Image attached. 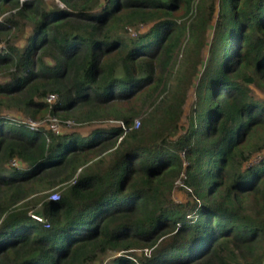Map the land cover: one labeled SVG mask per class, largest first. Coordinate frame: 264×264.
<instances>
[{
	"label": "trees",
	"instance_id": "obj_1",
	"mask_svg": "<svg viewBox=\"0 0 264 264\" xmlns=\"http://www.w3.org/2000/svg\"><path fill=\"white\" fill-rule=\"evenodd\" d=\"M44 1L0 0V264H264V0Z\"/></svg>",
	"mask_w": 264,
	"mask_h": 264
},
{
	"label": "rangeland",
	"instance_id": "obj_2",
	"mask_svg": "<svg viewBox=\"0 0 264 264\" xmlns=\"http://www.w3.org/2000/svg\"><path fill=\"white\" fill-rule=\"evenodd\" d=\"M44 5L45 6H63V4L59 1V0H45L44 1ZM30 28H31V26H30V24H28V23H26L25 25H24V27H23V29H21L19 32H18V35L16 36V38L14 39V42L16 43V44H18V46L19 47H21V46H23V44L25 43V40H26V35H27V33L30 31ZM148 28V25H140V26H138V27H135L134 29L137 31V30H142V31H144V30H146ZM2 45H4V42L3 41H1V43H0V46H2ZM203 51V53H205V50H202ZM194 99V89H191L190 90V94H189V98H188V103H187V105H186V111H188V109H189V105H190V103L192 102V100ZM9 114H11V115H13V116H15V117H17V118H21V119H23L24 121H28L29 119L26 117V116H24V115H22L21 113H19V112H16V111H13V110H10L9 112H8ZM29 122H31V121H29ZM51 122H54L53 120H50V117H46L44 120H42V121H40V122H38V121H33V123L32 124H37V125H41V124H43V125H45V126H47V127H50V124H51ZM116 123V121H110L109 123ZM55 123V122H54ZM56 124H57V128H59V130H64L65 128H69L70 130L71 129H80L81 128V130L82 129H84L87 125H84V126H78V127H74V126H76V125H73V123H64V124H62L59 120H57L56 121ZM21 163V162H20ZM19 163V164H20ZM10 165H12L11 163H10ZM186 192H185V190H183V188L181 187V186H178L175 190H174V196L176 197V198H179V196H182V195H184ZM118 253V252H117ZM137 253L138 254H140L141 252L140 251H137ZM113 255V253L112 254H108L107 256H106V258H104V260L105 259H108V258H110L111 256Z\"/></svg>",
	"mask_w": 264,
	"mask_h": 264
},
{
	"label": "built area",
	"instance_id": "obj_3",
	"mask_svg": "<svg viewBox=\"0 0 264 264\" xmlns=\"http://www.w3.org/2000/svg\"><path fill=\"white\" fill-rule=\"evenodd\" d=\"M54 97H55V94H49V95L47 96V100H48V101H51ZM30 121H31V120H30ZM30 123H33V121H31ZM50 127H53V128H55V129L57 130V125H56V123H54V122H51ZM11 163H12L13 165H17V164H18V161H17V160H13V161H11ZM55 195H56V194H54L53 196H55ZM32 216H33L34 218L38 219V220L41 219V217L38 216V215H36V214H32Z\"/></svg>",
	"mask_w": 264,
	"mask_h": 264
}]
</instances>
